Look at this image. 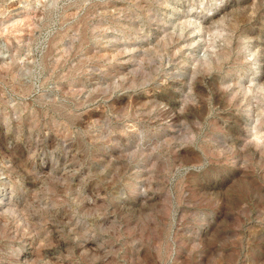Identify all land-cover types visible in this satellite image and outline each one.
I'll use <instances>...</instances> for the list:
<instances>
[{
	"label": "clouds",
	"instance_id": "obj_1",
	"mask_svg": "<svg viewBox=\"0 0 264 264\" xmlns=\"http://www.w3.org/2000/svg\"><path fill=\"white\" fill-rule=\"evenodd\" d=\"M0 264H264V0H0Z\"/></svg>",
	"mask_w": 264,
	"mask_h": 264
}]
</instances>
